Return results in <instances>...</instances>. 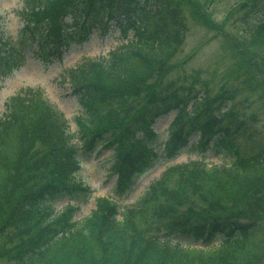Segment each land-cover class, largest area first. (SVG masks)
Listing matches in <instances>:
<instances>
[{
  "label": "trees",
  "instance_id": "16d2710c",
  "mask_svg": "<svg viewBox=\"0 0 264 264\" xmlns=\"http://www.w3.org/2000/svg\"><path fill=\"white\" fill-rule=\"evenodd\" d=\"M259 2L263 5L248 13ZM184 4L203 19L194 0H24L22 34L35 32L43 60L46 52L75 39L66 26L68 14L84 17L83 30L105 18L117 19L124 35L133 33L106 56L84 59L68 70L83 105L75 116V133L63 112L39 94L9 101L0 117V264L263 263L264 145H248L250 125L227 104L224 90L172 102L162 96L171 58L186 35ZM239 6L244 13L234 23L259 44L252 64L264 74V0H242ZM22 49L12 47L9 55ZM170 110L175 112L168 136L155 152L151 125ZM196 133L203 149L212 142L211 148L228 153L231 161L169 165L131 204L118 206L102 196L78 219L76 204L55 211L53 201L59 197L86 199V191L73 181L80 167L76 137L84 151L99 144L111 150L122 194L131 176L171 157ZM206 225L209 236L224 232L215 246L169 241L189 230L202 236Z\"/></svg>",
  "mask_w": 264,
  "mask_h": 264
},
{
  "label": "rangeland",
  "instance_id": "374dc122",
  "mask_svg": "<svg viewBox=\"0 0 264 264\" xmlns=\"http://www.w3.org/2000/svg\"><path fill=\"white\" fill-rule=\"evenodd\" d=\"M241 1L194 0L196 8L202 11L203 19L197 16L191 6H182L186 35L171 58L170 70L161 86L162 96H167L164 101L172 102L176 97L185 100L193 96L202 97L205 93L216 96L224 90L229 95L227 104L238 111L240 118H244L245 123L250 125L252 142L248 141V145H264V74L252 64L256 58L254 54L260 46L252 43L249 32L243 31L244 26L241 23H234L236 17L239 18L244 13L239 11ZM23 4L24 0H0V51L4 56L0 63L18 62L9 67H0V117L5 116L11 98L13 101H22L30 94H39L54 109L63 112L70 132L75 133V116L81 113L83 105L79 96L72 91L68 70L84 59L97 60L106 56L110 50L126 42L133 32L129 30L124 35L114 20L105 28L107 20L104 18L101 23H95L94 28L84 35L81 42L75 43L70 39L66 44L67 41L63 40L65 45L46 52V60H43L37 49L39 37L32 34L28 36L29 32L22 34L24 20L20 9ZM262 5L263 2L256 6L248 5V13ZM83 21L84 17L78 13L67 15L65 22L70 32L74 31L72 37L77 38L84 32ZM12 47H24V51L19 54L13 51V55H9ZM246 63H250V67ZM174 112L171 110L159 115L152 124V129L157 134L153 143L157 144L154 147L155 152L162 149V142L168 134L167 126ZM198 138V134H192L189 136V143L197 142ZM73 142L78 146L80 158V167L74 174L73 181L80 183V188L86 191H82L86 199L78 202L74 198L62 196L53 201V206L58 212L68 203L76 204L78 208L74 219L89 214L99 196L115 199L122 206L133 203L171 164L203 159L207 164L221 165L228 164L232 159L228 153L216 152L213 148L201 154L197 147L184 146L172 158L159 160L144 168L137 176H131L128 179L130 189L120 197L117 194V173L111 167L114 163L111 150L99 144L91 151H84L81 147L82 141L76 137ZM206 235L201 237L190 231L173 236L172 242L179 241L183 246L208 247L218 244L222 237L221 232H216L215 237L207 243L203 241Z\"/></svg>",
  "mask_w": 264,
  "mask_h": 264
}]
</instances>
